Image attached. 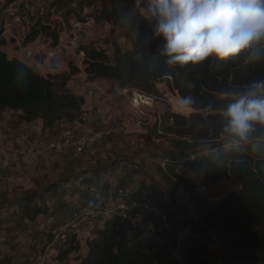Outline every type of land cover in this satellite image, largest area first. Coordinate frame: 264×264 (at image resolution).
Instances as JSON below:
<instances>
[{
	"label": "trees",
	"instance_id": "obj_1",
	"mask_svg": "<svg viewBox=\"0 0 264 264\" xmlns=\"http://www.w3.org/2000/svg\"><path fill=\"white\" fill-rule=\"evenodd\" d=\"M145 4L138 0H109L100 10L116 27L112 40L114 53L111 56L97 50L93 43L77 47V53L84 52L88 80H107L121 89L137 88L156 95H160V85H166L180 98L195 97L196 104L188 115L168 109L161 113L163 133L158 132L155 124L153 138H163L168 143L153 157L164 164V169L160 165L164 177L189 197L193 208L190 224L199 227L203 224L212 229L235 264H264V152L257 150L264 145H250L240 152L226 149L220 118V110L232 102V91L253 80L264 79V45L254 50L255 59L245 54L227 61L209 57L183 68L169 66L158 50L163 41L153 36L150 22L142 17ZM130 8L141 16L136 30L122 22ZM67 13L70 15L71 11ZM94 15L77 13L76 17L86 22ZM41 32L52 38V45L58 44L59 34L47 27L32 29L24 42L35 40ZM124 38L131 42L130 49L120 48L119 41ZM71 67L69 74L44 76L20 59L9 58L0 47V119L5 111L13 110L21 112L20 118L25 121L41 118L44 128L72 121L83 111L85 99L67 89L70 76L80 71L74 64ZM21 68L26 72L23 86L15 82V72ZM181 167L197 175V181L183 176L179 172ZM96 176L97 172L84 170L70 180L49 182L17 200L18 212L28 223H33L39 215H49V201L56 197L78 194L83 200L87 195L80 185L94 182ZM230 177L240 187L222 197L207 200L197 191L198 182L212 184ZM194 233L187 225L182 228L176 241L179 255L171 258L158 242L147 240L145 248H139L123 231L117 232L111 222H105L97 235L87 240V252L79 264H220ZM80 247L81 239L76 237L64 242L59 246L58 255L52 258L53 264H68L69 256L78 254Z\"/></svg>",
	"mask_w": 264,
	"mask_h": 264
},
{
	"label": "built area",
	"instance_id": "obj_2",
	"mask_svg": "<svg viewBox=\"0 0 264 264\" xmlns=\"http://www.w3.org/2000/svg\"><path fill=\"white\" fill-rule=\"evenodd\" d=\"M5 11L10 20L20 22L26 29L47 27L51 32L59 35L66 32L70 37V44L76 47L82 43L85 36L83 25H90V27L97 25L105 31L110 27H115L102 12H97L86 23L78 21L75 16L69 19L70 16L67 11H71L72 15L81 14L79 4L74 0L62 8L53 7L49 0H14L5 8ZM4 27L6 30L12 29L13 21L6 22ZM24 41V35L19 36L16 40L20 47H23ZM92 43L97 50L107 54H110L113 48L112 44L110 46L102 39ZM66 49L67 44L65 42H58L56 45L48 46L45 54L46 57L55 59L62 55ZM77 54L84 56L82 51ZM26 56L29 58L34 56L32 49H26ZM80 65H83V59ZM88 84L90 86L89 96L95 95L101 89L98 81ZM159 89L160 95L147 93L137 88L105 92L103 99L110 106V109H116L119 97L124 96L135 113L125 117H117L112 112L105 113L93 108L82 111L72 121L59 123L61 126L57 131H53V127L35 131L21 118H4L2 119V127L8 145H0V158L4 155L10 156L16 172L13 177L15 184H21L26 179V169H30L29 166H38L45 160L61 158L65 154L97 156L101 152L106 137L111 133L112 122L120 123L122 126L132 125L138 131H143L157 124L158 132L162 134L160 129L161 113L157 111V103L173 96L174 93L165 85H160ZM153 140L156 143L163 142V138L154 137ZM162 166L165 167L164 164ZM122 172V168H119L110 182L102 184L103 186H112V190L109 191L113 199L110 201L95 200L90 203H82L79 195L64 196L70 200L72 210L71 214H67V218L62 221H52V213L55 211L54 199L49 201V215H39L35 222V229H42L49 237L45 245L38 244L37 246V249H41L35 255L36 264H53L52 258L58 255L61 244L73 237L82 240V236L86 233L95 234L99 228L104 226L105 222H111L117 232L123 231L131 243L139 248L144 249L145 247L141 245H144L147 240H153L165 247L171 258L178 257L179 244L174 243L169 236V215L164 209L148 200L152 194L150 191L142 192L139 195L133 183H121L119 177ZM98 179L85 186L80 185V187L86 190L90 197H94L99 193V186L101 185L97 183ZM207 189V184L201 187V190ZM185 196L192 208L189 197L186 194ZM25 220L27 221V219ZM45 222L46 225H44ZM27 224L30 223L27 222ZM200 228L202 231L194 233V236L198 237L210 249L211 257L216 262H218L216 259L218 256H229L228 250L212 229L203 224ZM0 253H2L1 249ZM0 264H3L2 254H0ZM12 264L22 263L17 260ZM23 264L27 263L24 262Z\"/></svg>",
	"mask_w": 264,
	"mask_h": 264
},
{
	"label": "clouds",
	"instance_id": "obj_3",
	"mask_svg": "<svg viewBox=\"0 0 264 264\" xmlns=\"http://www.w3.org/2000/svg\"><path fill=\"white\" fill-rule=\"evenodd\" d=\"M140 14L128 9L122 22L135 29ZM153 36L163 41L159 53L169 66L197 65L209 57L236 59L264 45V0H147L142 16ZM15 82L26 83V72L17 69ZM233 99L220 110L224 147L234 152L264 145V79L253 80L231 93ZM190 111L192 95L179 99ZM264 152V147H258Z\"/></svg>",
	"mask_w": 264,
	"mask_h": 264
},
{
	"label": "rangeland",
	"instance_id": "obj_4",
	"mask_svg": "<svg viewBox=\"0 0 264 264\" xmlns=\"http://www.w3.org/2000/svg\"><path fill=\"white\" fill-rule=\"evenodd\" d=\"M109 0H80V6L84 7L86 3L92 4L94 11H100L103 6L108 4ZM139 2H147V0H138ZM76 15V14H75ZM76 17V16H75ZM115 30L113 29L112 37H109L103 41H105L107 44L111 46L112 40L114 39ZM18 38V37H17ZM120 42V41H119ZM125 42V41H123ZM122 43V41L120 42ZM123 46H125L123 44ZM114 48L111 49V52L109 55H113ZM82 57L81 58H75V60L70 62L69 69L71 70V64H74V66H78L81 64ZM84 70V68H83ZM62 74L63 72L60 71ZM65 77V76H64ZM89 77L86 78V81ZM89 81V80H88ZM166 86V85H165ZM180 97L176 94H173L171 97H167L164 100H160L159 104L161 105V108L158 109L160 113H163L165 110H171L176 113H181L184 115H188L190 111H183L181 109L177 110L173 106V102L175 100H179ZM159 105V106H160ZM3 119H8L10 117H18L20 119L21 113L13 110H7L3 114ZM61 124H56L52 130L57 131L59 130ZM153 126H150L147 128V132L145 134H138L137 137L134 139L132 143V147H134V150L132 152L129 151L130 159H135L133 161L135 162L136 172L135 174H132L133 179L129 182L133 183L138 191V194L141 195L142 192H151L150 199L155 200L150 201L153 204L162 207L170 218V231L169 236L173 240L174 243L178 240V236L182 230V228L187 225L196 232L202 231V229L197 226L190 224L191 221L189 219V216L192 214V208L189 206L188 200L186 199L185 193L181 189H176L174 185L169 182L166 178H164L161 174H159V171L157 167H155L154 162L151 160L152 155L157 152L159 149L164 148L167 146V140H163V142L156 143L153 140L154 132L152 129ZM3 128V127H2ZM162 131V129H161ZM163 132V131H162ZM67 157L62 156L57 161L60 162L61 166L54 169L51 165L50 170H44L42 173H38L39 175L42 174L43 176L38 177L35 174V170H37V165L35 166H29L30 169H26L27 175L26 180L31 183L29 185V189L21 195L19 198L16 195H13L12 197H0V249L2 250V263L5 264H12L14 262H17L19 260V263H27V264H36L35 255L38 254L41 248L37 249L38 244L45 245L47 243V240L45 241V233L42 232V229L38 230L39 236L36 235L35 230V222L27 224L28 221H26L23 217V215L18 212L17 209V200H20L21 197H24L26 194L35 192V179L41 180V184L44 182H51V181H59V180H67L70 178H73V176L78 172L81 168H88L99 170L98 168H104L103 172H99L97 183H100L99 186V193L93 197L94 200L100 201V199H103L106 196V191L112 190V186L106 185L107 190L104 189L102 184H105L106 182H110V179L115 176L116 171L112 168V165H109L110 167H102L100 164V155L95 157H88L85 156V162L81 165H78L76 167L68 164L65 159ZM118 160V158H116ZM114 159V160H116ZM124 160V159H120ZM47 162L50 160H45ZM91 162H96V165H90ZM141 163V165H140ZM26 164V163H25ZM52 164V163H51ZM108 164V163H107ZM119 164V163H118ZM28 167V168H29ZM119 170V168L117 169ZM82 171V170H81ZM180 173H183V176L187 177H193L197 180V175H193L189 173L188 171H184V169H181ZM118 175V174H117ZM42 177V179H41ZM156 177V178H155ZM194 180V179H193ZM21 184H17L18 187L23 186ZM205 185L204 183L198 182L197 185V191L201 195L203 199L207 200H214L219 197H222L223 195L232 192L233 190H236L240 187L239 182L234 178H223L220 181L212 184H207V190H201V187ZM31 187V188H30ZM78 188V185H76ZM109 188V189H108ZM148 199V200H150ZM161 200L162 203H158L157 200ZM53 200V199H52ZM54 207H55V214L52 213V221H62L63 219L67 218V212L68 205L70 206L71 203L70 200H67L66 197H56L54 200ZM71 207V206H70ZM58 213V214H56ZM47 223L45 222L44 225ZM94 233L91 234H84L82 236V239H85L87 237L93 236ZM40 238H43L41 240ZM144 246V245H141ZM145 247V246H144ZM86 254V246L85 243H82V246L80 247V252L76 255H74L70 262L68 261V264H77L79 259ZM220 264H235L234 260L231 258V256H218L216 258Z\"/></svg>",
	"mask_w": 264,
	"mask_h": 264
},
{
	"label": "crops",
	"instance_id": "obj_5",
	"mask_svg": "<svg viewBox=\"0 0 264 264\" xmlns=\"http://www.w3.org/2000/svg\"><path fill=\"white\" fill-rule=\"evenodd\" d=\"M70 1L72 0H49L50 4L53 7H57V8H62L64 6H67ZM74 1H76L79 4L81 14L83 15L96 14L97 12H100V11H94L92 4L86 3L84 7H81L79 3L80 0H74ZM11 2H9V0H0V47L1 49L7 54L9 58L20 59L21 61L26 63L29 67L37 70L41 75L61 76L64 74H69L71 71L69 69L70 62L75 60V58L78 59L82 57L83 59L84 56L77 54L76 52L77 47L75 45L70 44V37L68 36V34L66 32H63L59 35V43L65 42L67 44V49L62 55L57 56L55 59H50L46 57L45 52L48 46L51 45L52 38L49 36H46L43 32H41L36 37L35 40L28 42V43L24 42L23 47H20L19 44L16 42L17 37L24 35L26 38V36L31 32V30L26 29L24 26H22L20 22H17L15 20H10L8 14L5 11V8L8 5H10ZM69 16H70L69 17L70 19L72 18V16H76V15L70 14ZM8 21H13V28L10 30H6L4 27L5 23ZM86 22H82V23H86ZM36 29H40V27H37ZM83 29L85 31V36L81 44H88V43H92L95 40H101V39L105 40L109 37H112L113 36L112 31L113 29H116V27H110L108 30L105 31L104 29H102L101 27L97 25L93 27H90V25H83ZM121 41L122 43H120ZM120 42H119V46L122 50L131 48V42L128 39L124 38L120 40ZM123 44L125 46H123ZM26 49H32L34 56L31 58L27 57ZM78 67L80 71L70 76V79L67 81V89L72 91L77 96L84 97L85 103L82 108L83 111L97 108L101 112H105V113L112 112L117 117H125L129 114L135 113L134 110L131 109L130 105L128 104L124 96L119 97L118 107L116 109H110V106H108L105 100L103 99V94L108 91H122L123 89L119 88L118 86H114L111 82L107 80L98 81L100 83L101 89L98 90V92L95 95L89 96L88 91H89L90 86L88 83L89 82L93 83V81H88V80L86 81L88 74L83 70V65H78ZM60 71H62L63 73L59 74L61 73ZM126 89H129V88H126ZM159 105L160 104L158 102L157 103L158 109L161 108V105L160 106ZM2 119H0V145L6 146L8 144L6 142V138L4 135V129L2 128ZM26 122L29 124L30 127H33L35 131H38L44 128V122L41 118H36L34 120L26 121ZM110 130H111V133L106 137V140L102 146L101 152L99 153L100 161H101L100 164L102 167H110L109 165H112V168L115 169L116 172L118 171L117 170L118 168H122L123 172L121 176L119 177L120 182L128 183L129 181L133 179L132 174H135V172L137 171L135 167L136 161H133L135 159H130L129 151L132 152V150H134V147H132V143L134 139L137 137V135L145 134L147 132V128L144 129L143 131H138L132 125L122 126L120 123L112 122L110 126ZM64 157H67L65 161L74 167L81 165L82 163L85 162V158H84L85 156H80L76 154H65ZM116 158H118V160ZM58 159L60 158L51 159V161L49 162L47 161L42 162L41 164L37 166V170L35 171V174L38 177L43 176L42 174L39 175L38 173H42L44 170H50L51 165L54 169L60 167L61 164L60 162L57 161ZM120 159H124V160H120ZM151 160L154 162L155 167H157L159 174H161L164 177V175L162 174V170H161L162 165L156 159H154L153 155H152ZM90 165H96V162H91ZM98 169H99L98 171L95 170V172H97V175H99L100 170L101 172L104 171L102 170L104 168L102 169L98 168ZM181 169H184V168L181 167L179 169V172L181 171ZM81 170L82 171L90 170L92 172L94 171L93 169L91 170L86 167V168H81L78 172H81ZM15 173L16 172L14 170V162L11 160L10 156L9 155L2 156V158H0V197L7 198V197H12L13 195H16L19 198L21 195H23L27 191V189H29L27 187H29L31 183L28 182V180L26 179L23 181V184H22L23 186L21 187H18L19 184L18 185L15 184V181L13 178L15 176L14 175ZM97 178L98 176H96L95 179ZM190 178L197 181L192 176ZM41 182H42L41 180L35 179V191H37L40 187L44 186L45 184L49 183V182L47 183L44 182L43 184H41ZM51 182H56V181H51ZM106 187L107 186H104L103 188L107 190ZM182 191L183 193H185L184 190ZM84 192L87 195V197L83 200H80L82 203H90L92 201H95L93 197H90V195H88V192L86 190H84ZM75 196H78V194H76ZM78 197L80 198V195ZM150 198L151 197L149 196L148 199ZM112 199H113V196L110 193V191L108 192L106 191V196L103 199H100V201L105 202V201H110ZM153 199H150V200L154 202L155 200ZM157 201L160 204L162 203L160 199ZM71 210L72 209L68 205V210H66L65 212H67V214H71ZM35 222H36V219H35ZM35 230H37L36 235L39 236V233H38L39 229H35ZM44 233L46 237L45 241L46 240L48 241L49 237L47 236L46 232ZM96 235H97V232L90 238H94ZM40 239L43 240V238H40ZM88 239L89 237L81 240V246L83 242L85 243L86 252H87V240ZM74 255L76 254H71L69 256V262ZM77 264H79V261L77 262Z\"/></svg>",
	"mask_w": 264,
	"mask_h": 264
},
{
	"label": "bare ground",
	"instance_id": "obj_6",
	"mask_svg": "<svg viewBox=\"0 0 264 264\" xmlns=\"http://www.w3.org/2000/svg\"><path fill=\"white\" fill-rule=\"evenodd\" d=\"M179 100H175L174 102H173V106L175 107V109H177V110H179L180 109V107H179Z\"/></svg>",
	"mask_w": 264,
	"mask_h": 264
}]
</instances>
